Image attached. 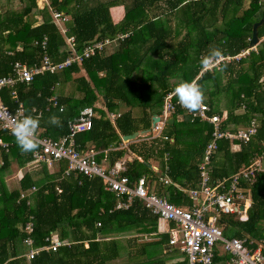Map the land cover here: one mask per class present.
I'll use <instances>...</instances> for the list:
<instances>
[{
  "label": "trees",
  "instance_id": "1",
  "mask_svg": "<svg viewBox=\"0 0 264 264\" xmlns=\"http://www.w3.org/2000/svg\"><path fill=\"white\" fill-rule=\"evenodd\" d=\"M1 1L6 4L1 5ZM9 1L0 0V78L11 73L15 62L34 66L44 55L55 63L68 57L50 9L67 16V35L74 37L78 52L89 43L126 36L81 65L37 76L29 85H17L19 102L23 103L26 116H37L32 113L33 108L41 113L42 137L58 140L66 136L68 122L78 117L82 109L92 107L96 117L90 131L77 135L78 151H101L98 160L107 151L108 166L130 152L137 157L127 163L124 175L130 181L145 177L150 184L155 183L157 194L170 203L188 202L173 186L158 183L159 178L147 162H158L161 175L182 188H196L203 151L211 141V125L199 121L191 123L186 109L180 105L171 114L173 123L165 124L158 138H140L129 144L127 150L119 148L121 138L138 132V125L148 127L143 131L150 129L153 115L162 112L165 96L173 93L178 84L196 80L204 85V103L210 108L208 115L222 117V130L232 126V133L245 131L253 120L256 125L255 134L248 142L239 143L237 152L232 151L231 141L217 143L212 180L232 176L262 157L264 40L253 50L249 41L253 25L259 21L263 22L257 28V37L259 41L264 38V0H48V7H40L39 0H18L23 5L20 11H12ZM116 7L124 10L118 23H114L111 14ZM44 39L46 49L42 50ZM211 45L224 49L225 57L235 58L246 51L248 55L224 61L219 69L202 73L201 58ZM82 69L87 79H73L72 75ZM70 82L76 92L81 93L79 98L75 93L55 96L57 86ZM222 94L229 103L225 117L219 108ZM53 97L56 107L48 104V99ZM99 98L110 113L118 114L114 125L105 111L95 105ZM1 99L14 110L11 93L2 92ZM173 101L178 99L174 97ZM122 107L126 110L118 112ZM54 114L61 116L63 128L48 123ZM179 116L183 117L182 121L177 120ZM2 135L10 148L8 152L0 151L3 161L0 166V264H107L115 260L124 247L118 239L122 233L131 230L156 233L158 218L141 202H132L127 210H114L117 200L104 191L100 179L72 175L58 182L65 163L56 176L48 175L45 166L40 168L41 172H34L40 164L31 165L32 153L22 154L13 136ZM12 160L20 167L29 165L30 171L23 175L19 189L9 191L4 184V173ZM36 174L42 177H35ZM252 181L245 185L251 192L247 220L240 222L231 216L222 217L220 223L226 225V237L253 240L256 247L259 242L264 244V170L261 166ZM32 187L37 188L31 197L33 206H27L28 199L18 202L20 192L30 191ZM30 210L34 214L35 247L44 246L50 232L57 233L61 240H68L69 245L53 253H42L32 261L26 258L23 255L27 237L24 227ZM168 241L169 235L163 234L158 243L144 245L143 260L139 264H168L155 250L148 252L153 245L163 246ZM223 261L215 256L213 264H223ZM170 264H187V261L182 257L181 261Z\"/></svg>",
  "mask_w": 264,
  "mask_h": 264
},
{
  "label": "built area",
  "instance_id": "2",
  "mask_svg": "<svg viewBox=\"0 0 264 264\" xmlns=\"http://www.w3.org/2000/svg\"><path fill=\"white\" fill-rule=\"evenodd\" d=\"M44 6H49L48 0H40ZM51 17L59 27L65 37L68 50V57L61 63L53 62L50 57L45 56L39 65L27 66L16 62L11 73L0 78V149L8 151L10 143L4 140L3 133L13 136V129L18 120L26 116L22 103L17 102L12 111L6 106L1 93L6 89H12L17 83L29 84L34 77L43 73H56L71 67L74 64H82L111 46L116 40L124 39L126 36H118L114 41L104 39L87 44L81 52L77 51L76 42L73 36L67 35V30L61 27L68 21L67 16L60 15L50 9ZM66 35V36H65ZM46 40L42 42L45 48ZM255 49V47H253ZM242 54L235 58L225 57L216 67L212 69H202V72L219 69L220 64L230 59H239ZM175 95L168 93L163 100L161 117L155 123L153 131L159 133L166 124L168 117L173 114L179 101H173ZM17 101L15 92H11V100ZM15 104V103H14ZM53 107L57 102L52 100ZM191 121L199 120L213 127L211 141L206 145L202 162L199 167L200 182L199 188L182 191L191 201L192 206L184 207L170 203L165 197L158 196L150 190L149 182L145 177L136 181H130L124 174L127 171L129 160H119L113 166H105L98 160V154L90 150L80 152L77 149L76 137L78 134L90 131L96 112L92 107L82 109L79 116L68 122V133L59 140L47 137H40L37 132L39 148L32 153L33 163L53 165L59 161L67 162L65 175L78 173L86 178H100L104 183V190L114 194L119 203L116 210H127L133 201L139 200L144 207L155 217L174 225L170 229L169 247L177 249L182 254L187 264H213L215 256L224 259L223 264H264V246L258 244L256 247L253 241L226 237L224 234V224L220 223L222 217H235L240 222L247 220V210L249 209V199L247 188L242 183L250 184L256 170L260 169L261 162L256 160L247 168L236 174L222 179L212 180L209 168L212 157L217 150V143L221 140L248 142L256 132L254 120L251 121L247 130L232 133L222 130V118L219 115L209 116L210 108L204 103L203 106L191 112L186 109ZM110 117L114 119V115ZM14 137V136H13ZM166 139V138H165ZM159 182L169 184L166 175L160 176ZM61 193L59 187L55 188ZM36 191V188H33ZM25 196L22 194L21 198ZM241 208H243L241 210ZM34 223L32 220L26 223L24 231L27 238L24 240V256L29 260L36 258L41 252H56L64 243L59 241L53 234L45 238V245L35 247L32 234L34 233Z\"/></svg>",
  "mask_w": 264,
  "mask_h": 264
},
{
  "label": "crops",
  "instance_id": "3",
  "mask_svg": "<svg viewBox=\"0 0 264 264\" xmlns=\"http://www.w3.org/2000/svg\"><path fill=\"white\" fill-rule=\"evenodd\" d=\"M113 9H117V13H118V16H117V18L120 16V19L121 18H123V8L122 7H116V8H113ZM112 12V11H111ZM112 14V13H111ZM115 15H116V13H115ZM112 19H113V21H114V23H118V22H120L121 20L120 19H118V20H120V21H115V16L114 15H112ZM54 22V21H53ZM68 22V21H67ZM66 22V23H67ZM62 24L61 25V27H63L65 30H67L68 31V29H67V24ZM54 24H55V26L57 27V29H58V31H59V33H60V35L62 36V38L64 39V42H65V45H66V41H65V37H64V35L61 33V31H60V29H59V27L56 25V23L54 22ZM66 36V35H65ZM41 48H42V50H45L46 49V46H45V48H43L42 47V44H41ZM66 48H67V46H66ZM107 49V48H106ZM101 53H103V52H101ZM101 53H99V54H101ZM98 55V54H97ZM45 56H47V55H44L43 56V58L45 57ZM42 58V59H43ZM42 61V60H41ZM16 63V62H15ZM14 63V64H15ZM21 63V62H20ZM41 63V62H40ZM39 63V64H40ZM13 64V65H14ZM24 64V63H23ZM39 64H37V65H39ZM13 65H11V68L13 69ZM76 65H79V64H76ZM81 65V64H80ZM69 68V67H68ZM67 69V68H66ZM203 69V68H202ZM65 70V69H64ZM61 71H63V70H61ZM61 71H58V72H61ZM58 72H56V73H58ZM202 72V71H201ZM46 73H48V72H46ZM46 73H43V74H40V75H37V76H43L44 74H46ZM56 73H49V74H56ZM202 73H204V72H202ZM37 76H35V77H37ZM35 77H34V79H35ZM80 78V77H84L85 79H87V76H86V73H85V71L82 69V70H80V72L79 73H77V74H73L72 75V78L73 79H75V78ZM34 79H33V81H34ZM32 81V82H33ZM31 82V83H32ZM19 84H23V83H17L16 85H15V87L14 88H12V89H8V90H5L4 92H8V94H10L11 93V91L12 92H15L16 93V95H17V101H15V100H13L12 99V101H13V103H15V105H17V102H19V98H18V94H17V90H16V87H17V85H19ZM30 84V83H29ZM29 84H26V85H29ZM62 87H64V84L63 85H60V86H57V90H56V94H55V96H68V94H65L64 92H63V89H62V94L60 93V89L62 88ZM10 91V92H9ZM75 96L77 97V98H79L80 96H81V93L80 92H75ZM10 97V96H9ZM52 100H54V101H56V98L55 97H53V98H50V99H48V104L50 105H52L53 106V104H52ZM57 102V101H56ZM19 103H21V102H19ZM103 103V102H102ZM23 104V103H22ZM15 107V106H14ZM97 107H100V108H102L104 111H105V114H106V116H107V118L112 122V124L114 125V120H115V118L117 117V113H110L106 108H105V106H104V104H103V106H97ZM15 109V108H14ZM124 110H126V108L125 107H122L121 109H119V111L118 112H123ZM221 111H222V114H223V117H225V114H226V112L227 111H224L223 109H221ZM242 111V110H241ZM243 112V111H242ZM32 113H35V114H37V116H39L40 117V115H41V113H40V111H36V108H33L32 109ZM187 113V112H186ZM111 114H113L115 117H114V119H112L111 117H110V115ZM187 115H188V113H187ZM215 115H219V114H215ZM220 116V115H219ZM159 117H161V113L159 114V115H153V117H152V119L153 118H158L159 119ZM188 119H190L191 120V118H190V116L188 115ZM221 117V116H220ZM169 118H172L171 117V115L168 117V119ZM222 118V117H221ZM177 120L178 121H182L183 120V117H181V116H179V118H177ZM189 120V121H190ZM223 120V119H222ZM195 121H199V120H195ZM195 121H190L191 123L192 122H195ZM153 122V121H152ZM151 122V126H152V123ZM200 122V121H199ZM173 123V122H172ZM202 123H205V122H202ZM223 123V122H222ZM208 124V123H207ZM210 125V124H209ZM212 126V125H211ZM164 127V126H163ZM163 129V128H162ZM242 129V128H241ZM150 130V133L148 134V135H146L145 137H137V139L135 140V141H131V142H128V143H125L123 140H122V143H121V145H120V148L119 149H124V150H127V148H128V145L129 144H131V143H134V142H137L140 138L141 139H155V138H158L159 136H160V134H161V132H162V130L159 132V133H155L154 131H153V126L151 127V129H149ZM228 131H230V132H233V131H231V130H233V127L232 126H229V128L227 129ZM145 131V130H144ZM235 131V130H234ZM139 132V131H138ZM141 132V131H140ZM152 134H153V136H152ZM38 135L40 136V137H42L41 136V130H38ZM52 139V138H51ZM121 139H123V137L121 138ZM59 140V139H58ZM167 140V139H166ZM8 142V141H7ZM172 142V141H171ZM231 143V149H232V151H235V152H237V151H239V149H240V145H239V143H243V142H238V141H234V142H230ZM206 147V146H205ZM205 149V148H204ZM0 151H4V152H8V151H5V150H2V149H0ZM90 151V150H89ZM93 151H95V150H93ZM88 152V151H87ZM97 154H98V156L100 155V153H101V151H95ZM103 152V151H102ZM203 153H204V151H203ZM103 155H104V157L100 160L99 159V162L100 163H102V164H104L105 166H108V160H107V158H106V155H107V151H104L103 152ZM214 156V155H213ZM263 157H264V153H263V155H262V157H260V158H258V159H256V160H260V162H262V159H263ZM134 158H137L134 154H132V153H130V152H128V153H126L125 155H124V157H122L120 160H129L128 162H130V161H132ZM202 158H203V155H202ZM166 159V158H165ZM256 160H254V162L256 161ZM119 161V160H118ZM139 161H141L140 159H139ZM212 161H213V157H212V160H211V164H210V168H209V174H210V178H211V172H212ZM117 162V161H116ZM141 162H143V161H141ZM201 162H202V159H201V161H200V164H201ZM66 164L65 165V170L61 173V178L58 180V182L60 181V180H62V179H64V178H69L70 176H72V175H77V176H79V174L78 173H70V175H65L64 174V172L67 170V162L66 161H59V162H56V163H54L53 165H51V166H48V165H46V164H40V167L38 166V168H34V172H37V171H40L41 172V167L42 166H45V168H46V173H48V175H53V176H56L57 174H59L60 172H61V165L62 164ZM2 164H3V161H1V159H0V166H2ZM34 164V166L35 165H39V164H35V163H33L32 162V164L31 165H33ZM158 164V162H156L155 164H154V162L153 161H150V162H147V165H148V167L149 168H151V170L156 174V176L158 177V178H160V176H162L161 175V172L159 171V164ZM199 167H200V165H199ZM27 168H29V165H28V167ZM247 168V167H246ZM11 169H15V173H16V178H17V187L18 188H15V189H19V182H20V180L22 179V177H23V175L27 172H25L24 171V167H20L19 166V164L15 161V160H12L11 161V163H10V166L8 167V169L5 171V173H4V176H5V174H7L8 172H10L11 171ZM243 169H245V168H243ZM243 169H241V170H243ZM10 170V171H9ZM240 170V171H241ZM24 171V172H23ZM28 171H30V169H28ZM199 175H200V171H199ZM35 177H37V176H40V175H38V174H36V175H34ZM81 176V175H80ZM40 177H42V175L40 176ZM168 178V177H167ZM226 178V177H225ZM88 179H94V178H88ZM98 179H100V178H98ZM212 179V178H211ZM220 179H222V178H220ZM101 180V179H100ZM216 180V179H215ZM102 181V180H101ZM168 181H169V184H164V183H161V182H159V179H158V183H160V184H163L164 186H166V187H168V186H173L174 187V189H176L177 191H179V192H181L183 195H185L182 191H187V190H192V189H197V188H199L198 186H199V183L197 184V187L196 188H192V189H185V188H182V186H179V185H177V184H175L174 182H172L169 178H168ZM156 182V181H155ZM199 182H200V177H199ZM4 184H5V187L9 190V191H13V190H15V189H9L8 187H7V185H6V183H5V181H4ZM102 184H103V187H104V183H103V181H102ZM247 183H242V186L243 187H245V185H246ZM149 187H150V190L151 191H153V192H155L156 194H157V192L156 191H154L155 190V183L154 182H152L151 184L149 183ZM33 188H36V187H32L31 188V190L30 191H21L20 192V196H19V200H18V202L20 201V200H23V199H28V201H27V206H29V207H32L33 206V204H32V200H31V197H32V195L36 192H34L33 191ZM245 188H247L246 190H247V196H248V199H249V206H250V204H251V192H250V189L248 188V187H245ZM36 190H37V188H36ZM105 191V190H104ZM105 192H107V191H105ZM109 193V192H108ZM24 195L25 197L24 198H21V195ZM110 194H112V193H110ZM114 195V194H113ZM115 196V195H114ZM158 196H160V195H158ZM115 198H116V200L118 199L116 196H115ZM185 198H187L188 200V202H185V201H181L180 202V204L178 205V204H174V203H172V204H174V205H177V206H184V207H188V206H192V203H191V201L189 200V198L185 195ZM167 199V198H166ZM135 201H138V202H140L139 200H135ZM134 202V201H133ZM119 203V201L117 200V203H116V205ZM142 203V202H141ZM143 204V203H142ZM116 205H115V207H116ZM144 206V205H143ZM115 207H114V210H116L115 209ZM145 208V207H144ZM32 209V208H31ZM146 209V208H145ZM147 210V209H146ZM148 211V210H147ZM33 212V210H30V212H29V214H28V216H27V221H26V223L27 222H29L30 220H32L33 221V223H34V214L32 213ZM149 212V211H148ZM150 213V212H149ZM151 214V213H150ZM152 215V214H151ZM153 216V215H152ZM155 217V216H154ZM97 226H99V224H97ZM174 225H172V224H170V223H168V222H166V221H163V220H161V219H157V231H156V233H149V234H142V233H139V232H136V231H134V230H131V231H129V232H125V233H122L119 237H118V239H119V242H121L122 244H123V246L124 247H121L120 248V254H119V256L115 259V260H112V261H110V262H108L107 264H139V262H141L142 260H143V255H142V250H143V246L144 245H146V244H149V243H158L159 241H160V236L161 235H169V239H170V229L173 227ZM225 224H224V228H225ZM225 230V229H224ZM51 234H53V235H55L56 237H57V239H59V241H61L62 243H64L61 247H63V246H66V245H69V241L68 240H61L60 238H59V236H58V234L57 233H55V232H50L49 233V235H51ZM48 235V236H49ZM47 236V237H48ZM109 237H111V236H109ZM27 238V237H26ZM110 239H112V237L110 238ZM243 239H246V238H243ZM33 240H34V238H33ZM129 240H132V243H130L129 244ZM247 240V239H246ZM249 241V240H248ZM251 241H253V240H251ZM254 243H256V241H253ZM259 244H261V243H259ZM86 247H87V244L85 245ZM131 246V247H130ZM60 247V248H61ZM148 247H149V245H148ZM253 247H255V246H253ZM130 248H132V250H130ZM148 250V249H147ZM152 250H155L156 251V253L158 254H160L162 257H165L166 259H167V263L168 264H170V263H175V262H178V261H181L182 260V257L184 258V256L182 255V254H180L179 252H178V250L177 249H174V248H170L169 247V241H168V243H166L165 245H163V246H159V245H153L149 250H148V252L149 251H152ZM139 253H138V252ZM42 253H53V252H41L40 254H42ZM39 254V255H40ZM23 255H24V252H23ZM39 255L37 256V257H39ZM36 257V258H37ZM35 259V258H34ZM33 259V260H34ZM32 261V260H31Z\"/></svg>",
  "mask_w": 264,
  "mask_h": 264
},
{
  "label": "clouds",
  "instance_id": "4",
  "mask_svg": "<svg viewBox=\"0 0 264 264\" xmlns=\"http://www.w3.org/2000/svg\"><path fill=\"white\" fill-rule=\"evenodd\" d=\"M223 59H225V50L217 45H211L207 53L201 58V67L210 70L216 67ZM173 94L179 103L191 112L199 110L206 100L204 85L196 80L184 81L178 84L173 90ZM61 112H63V109H61ZM40 123V117L33 115L25 116L16 122L13 136L22 154L34 153L38 150L40 145L37 132L40 128ZM48 123L55 127H64L59 115L50 116Z\"/></svg>",
  "mask_w": 264,
  "mask_h": 264
},
{
  "label": "rangeland",
  "instance_id": "5",
  "mask_svg": "<svg viewBox=\"0 0 264 264\" xmlns=\"http://www.w3.org/2000/svg\"><path fill=\"white\" fill-rule=\"evenodd\" d=\"M1 2H2L1 5H2V4H6L5 1H1ZM8 5H9V8L12 9V11H20V10H21V7L23 6V5L20 3V1H18V0H10ZM38 5H39L40 7H44V3L41 2L40 0L38 1ZM111 11H112V15L115 16V21L118 22V21H120V20L122 19V18L120 19V16L117 18V16H118L117 9H112ZM115 13H116V15H115ZM123 16H124V11H123ZM38 18H39V17H38ZM38 18H36V20H37ZM118 19H120V20H118ZM38 22H40V19H38ZM262 40H264V38L261 39V40L259 41V44H258V45L261 44V41H262ZM255 48H256V47H255ZM253 49H254V48H252L251 50H253ZM242 55H243V56H241L242 58H243V57H246V56L248 55V51L243 52ZM239 57H240V56H239ZM62 89H63V92H64L65 94L75 93V92H76V90H75V86H74L73 84H71V82L68 83L67 85H64V87H62V88L59 90L61 94H62ZM228 98H229V95H228ZM99 99H100V98H99ZM95 105H96V106H103L102 100L100 99L99 102H97ZM227 107H229V103H228L227 97H226L225 95L222 94L221 97H220V106H219V108H220V110H221V109H223V110L225 109L224 111H226ZM143 127H144L143 124L138 125V128H137L138 131L140 132V131H143V129L148 128V127H145V128H143ZM151 127H152V126H151ZM151 127H150V129H151ZM152 136H153V134H152ZM28 169H30V168H27V166L24 167V171H25V172L28 171ZM9 171H10V170H9ZM14 171H15V169H11V171L8 172L7 174H5V176H4V181H5V183H6V185H7V187H8L9 189H15V188H18V187H17L16 173H15ZM24 171H23V172H24ZM154 191H155V190H154ZM259 243H261V244L264 246L263 242H259Z\"/></svg>",
  "mask_w": 264,
  "mask_h": 264
},
{
  "label": "water",
  "instance_id": "6",
  "mask_svg": "<svg viewBox=\"0 0 264 264\" xmlns=\"http://www.w3.org/2000/svg\"><path fill=\"white\" fill-rule=\"evenodd\" d=\"M263 21H259L257 23H255L253 25V28H252V36H251V39L249 41V46L250 47H255L259 44V40H258V37H257V28L262 24ZM158 118H153L152 119V126L155 125L156 122H158ZM173 122V118H169L167 121H166V124L168 125H171ZM150 133V130H145V131H141V132H134L132 135H129V136H124L123 137V141L125 143H128V142H131V141H135L137 139V137H145L146 135H148ZM261 169L264 170V157L262 159V162H261ZM243 208H241L242 210Z\"/></svg>",
  "mask_w": 264,
  "mask_h": 264
}]
</instances>
